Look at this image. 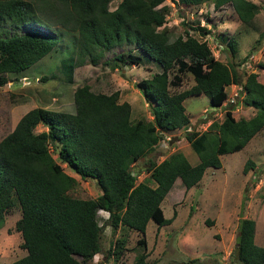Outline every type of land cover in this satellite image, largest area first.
<instances>
[{
  "label": "trees",
  "instance_id": "1",
  "mask_svg": "<svg viewBox=\"0 0 264 264\" xmlns=\"http://www.w3.org/2000/svg\"><path fill=\"white\" fill-rule=\"evenodd\" d=\"M109 1L0 0V85L9 80L8 74L21 73L57 46L55 25L71 33L74 53L60 60L67 82L72 80L74 66L85 59L96 62L104 51L125 43L160 66L158 72L135 82L150 120L132 119L130 105L119 100L118 90L110 94L93 91L82 83L72 90V112L31 107L0 138V225L4 211L17 205L20 212L14 229L20 232L25 249L5 264H89L100 250L99 209L107 212L104 222L112 232L123 227L141 235L136 244L142 251L130 264H148L145 228L151 219L158 228L173 221L175 214L165 217L159 205L174 181L179 179L190 189L206 168L222 165L221 155L240 151L264 128V83L258 81L256 72L235 67L234 37H221L223 49L233 58L223 62L211 54L203 39L211 32L205 26L190 27L197 36L186 28L172 36L163 26L168 10L162 4L165 0H119L113 9ZM181 1L191 6L211 1L216 9L229 4L245 25H252L259 12L253 0ZM8 22L23 24L26 30L9 33ZM132 49H121L106 63L112 70L124 63L139 65L142 57ZM184 71L194 83L170 92V87L179 86ZM229 84L242 88L241 103L255 112L235 118L225 109L223 120H214L202 132L189 131L191 120L184 111V99L204 94L211 106L221 105L228 98ZM39 123L45 128L34 130ZM182 128L198 163L192 165L183 151L175 150L160 162L149 160L147 178L135 182L131 166L165 136ZM52 152L81 178L93 179L100 191L94 197L71 195L76 179ZM255 229L254 219H239L232 260L227 264H264V246L255 244ZM120 241L116 239L114 245L119 247Z\"/></svg>",
  "mask_w": 264,
  "mask_h": 264
},
{
  "label": "rangeland",
  "instance_id": "2",
  "mask_svg": "<svg viewBox=\"0 0 264 264\" xmlns=\"http://www.w3.org/2000/svg\"><path fill=\"white\" fill-rule=\"evenodd\" d=\"M118 1H109V9H113ZM253 2L259 6V12L252 25H245L237 19L229 4L216 9L211 1L191 6L181 0H165L162 4L168 6V10L163 26L170 30L173 37L182 34L185 28L197 36L190 27L205 26L211 32L203 39L211 54L221 58L223 62L233 58L223 49L225 47L221 37L233 36L236 41V57L233 59L235 67L256 72L258 81L264 83V67L260 66L264 64V0ZM5 27L9 33L26 30L25 25L10 22ZM54 32L58 37L55 48L21 73L8 74L9 80L0 85V138L31 107L43 106L72 112V90L82 83H88L93 91L110 94L118 90L119 100L127 102L131 107L132 119H151L135 82L158 72L160 66L156 61L141 54L139 50L132 49V44L125 43L104 51L96 62L85 59L81 65L74 66L72 80L67 82L60 60L69 53H74L71 33L60 25H55ZM128 48L142 57L141 63H124L112 70L106 60H112L114 54ZM243 63H250V66L244 67ZM175 70L174 66L169 77ZM181 77L179 86L170 87V92L182 91L194 83L188 71H184ZM230 85L226 86L227 100L221 105H215L213 109L209 97L204 94L184 99V111L191 120L190 131L202 132L207 127L203 124L205 119H222L225 109H230L233 103L242 100L234 97L236 88ZM213 112L217 114L214 116ZM231 112L235 118H245L251 114L249 107L242 103L237 110L232 109ZM42 128L45 127L39 123L34 130ZM184 133L185 129L182 128L171 134L168 141L163 138L150 154L133 164L131 169L135 174V182L147 178L146 167L149 160L160 162L175 150L183 151L192 165L198 163L199 158L189 147ZM52 156L76 179L75 186L69 190L71 195L94 197L100 191L93 179L81 178L69 166L60 162L54 152ZM220 160V167L206 168L199 183L190 189L181 184L179 179L174 181L172 189L159 205L165 217L175 214L173 221L158 228L151 219L145 228L148 264H227L224 256H231L239 219L245 216L256 222L255 244L264 245V128L250 138L240 151L223 154ZM245 164L246 169L243 171ZM19 212L18 206L13 205L3 213V222L0 225V264L25 253L21 246L20 232L14 229V221L19 217ZM106 216L108 217L106 211H97V222L101 224L100 250L94 253L89 264H130L142 251V247L136 244L141 235L123 227L112 232L110 226L104 222ZM116 239L122 240L119 247L114 245Z\"/></svg>",
  "mask_w": 264,
  "mask_h": 264
},
{
  "label": "built area",
  "instance_id": "3",
  "mask_svg": "<svg viewBox=\"0 0 264 264\" xmlns=\"http://www.w3.org/2000/svg\"><path fill=\"white\" fill-rule=\"evenodd\" d=\"M244 64V63H243ZM249 67L250 66V63H245L244 64V67ZM243 67V66H242ZM230 86H232V87H235L236 88V91H234L233 92V95H234V97H239V98H242V96H243V94H244V92H243V90H242V88L240 87V86H238V85H236V84H231ZM232 108H230L231 109V111H232V109H234V110H237V108H239V106H241V101L239 102H236V103H233L232 105ZM214 107V106H213ZM213 107H212V109H213ZM212 109H211V111H212ZM206 110V109H205ZM224 112H225V110H224ZM223 112V113H224ZM217 114V112H213V115L215 116ZM221 119V118H220ZM219 119V120H220ZM214 120H217V118H215V117H213L212 119H208V120H206L205 119V122L203 123V124H205V125H207V127L212 123V122H214ZM221 120H223V119H221ZM220 120V121H221ZM206 127V128H207ZM205 128V129H206ZM189 130V129H188ZM190 131V130H189ZM169 137L170 136H165L164 137V140H166V141H168L169 140Z\"/></svg>",
  "mask_w": 264,
  "mask_h": 264
},
{
  "label": "crops",
  "instance_id": "4",
  "mask_svg": "<svg viewBox=\"0 0 264 264\" xmlns=\"http://www.w3.org/2000/svg\"><path fill=\"white\" fill-rule=\"evenodd\" d=\"M242 24V23H241ZM233 37V36H232ZM235 40V39H234ZM119 95H120V92H119ZM201 95V94H200ZM213 107V106H212ZM247 107H249V112L251 111V114H253L255 111H254V109L253 108H251V106L250 105H247ZM131 108V107H130ZM250 108H251V110H250ZM248 109V108H247ZM247 117V116H246ZM254 242L256 243V240H255V236H254ZM261 246H264V245H261ZM193 257H191V259H192ZM194 258H196V256L194 257ZM224 258L226 259L225 261H230L231 260V258H232V256H224ZM193 260V259H192Z\"/></svg>",
  "mask_w": 264,
  "mask_h": 264
}]
</instances>
